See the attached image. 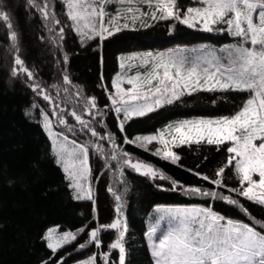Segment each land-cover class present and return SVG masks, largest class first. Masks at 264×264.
I'll use <instances>...</instances> for the list:
<instances>
[{
	"label": "snow or ice",
	"instance_id": "6c2138e0",
	"mask_svg": "<svg viewBox=\"0 0 264 264\" xmlns=\"http://www.w3.org/2000/svg\"><path fill=\"white\" fill-rule=\"evenodd\" d=\"M58 3L66 10L65 15L70 21L67 27L75 32L82 48L89 42H103L124 30L151 28L159 21H172L170 28L178 23L205 33L226 34L234 42L218 47L205 43L196 47L118 55L119 70L111 80L113 92H108L103 84V74L100 76L99 86L108 92L107 99L110 101L109 105H105L107 111L99 108L96 97L92 96L85 99L81 113L75 110L70 113L81 131L98 141L111 144L110 154L104 151L102 143L69 141L63 132L55 131L56 125L49 113L40 110L43 128L51 141V151L57 165L62 167L65 179L69 181L73 199L91 201L93 218L97 222L94 228H89L91 222H86L76 232L65 231L61 234H57L56 228H49L43 239L47 241L46 246L53 255L85 234V241L79 243L74 251H84L89 246L100 249L101 234L114 231L115 236L107 252H94L76 264H97L98 256L103 264H109L115 250H118V264H126L127 223L123 216V193L128 192L129 188L128 182L122 179L125 169L151 180L170 181L171 190L181 187L179 182L152 164L133 160L129 152L117 144L114 133L97 130L94 125L107 129L104 118L108 112L115 114L118 131L123 134L126 124L134 118L146 117L181 102L185 97L201 92L219 93L212 100L215 105L218 100L228 102L227 93L247 94L248 98L231 115L169 122L157 134L137 135L134 140L124 135L123 143L147 150L148 145L158 142L162 148H156L151 154L173 165L181 160V156L172 150L174 147L215 146L219 151L226 146V162L214 171V178L199 172L195 174L213 188H227L237 197L264 206V0H191L193 6L186 8L180 6L178 0H58ZM26 4L39 14L47 31L58 36L57 47H60L65 39V28L59 27L57 30L53 27L61 23L57 18L54 0H26ZM117 4L120 7H115ZM145 7L147 11L143 10ZM110 8L114 10L109 11ZM0 24L6 27L11 51L15 53L10 78L15 79L23 74L30 82L28 87L33 93L53 105L55 98L37 79L35 69L27 67L19 55L17 31L14 30L7 8L2 5ZM68 62L69 56L65 52L63 63L67 65ZM63 71V84L70 85L72 81L67 69ZM124 84L130 87L125 88ZM52 87L59 91L58 85L53 84ZM31 107L38 109L40 106L33 103ZM85 113L89 117L87 120L83 118ZM51 116L57 118L59 126L76 133V127L69 126L63 113L55 107ZM89 145L105 157L110 155L111 161L117 162L116 171L121 177L119 182L123 192L117 191L111 184L106 188L115 201V218L106 224L99 223L96 199L89 181ZM226 170L234 173L236 187L229 188L224 182ZM182 190L185 195L226 202L236 207L242 215H250L240 199L220 191L199 186ZM153 212L158 215L145 233L153 264H264V232L257 230L256 226L233 218L226 219L210 207L159 204L153 208ZM161 221H166L163 229ZM256 225L264 229L261 221L257 220ZM41 264L49 262L44 260ZM57 264H65L64 258L61 257Z\"/></svg>",
	"mask_w": 264,
	"mask_h": 264
},
{
	"label": "trees",
	"instance_id": "16d2710c",
	"mask_svg": "<svg viewBox=\"0 0 264 264\" xmlns=\"http://www.w3.org/2000/svg\"><path fill=\"white\" fill-rule=\"evenodd\" d=\"M0 5L7 8L14 30L17 31L19 55L27 67L35 69L37 79L55 98L56 110L66 116L69 126L77 129L75 134L64 128L65 132L81 143H102L104 151L109 154L112 151L111 144L98 141L81 131L70 113L73 110L81 113L85 99L92 96L96 97L98 107L107 111L105 105L110 104L107 96L112 90L111 80L118 71V55L134 51L163 50L175 45H220L233 40L226 34L205 33L178 23L170 28L172 21H159L151 28L124 30L103 42L95 40L82 48L75 32L67 27L70 21L65 15L66 10L58 0H54L57 18L61 23L53 27L57 30L59 27L65 28V39L57 47L58 36L47 31L39 14L28 8L26 0H0ZM65 52L69 56L67 65L63 63ZM14 55L8 31L0 24V264H41L44 260H48L49 264H57L61 257L65 264H72L91 253L107 252L109 243L114 239V231L101 234L100 249L89 246L84 251H74L79 243L85 241L86 234L58 250L55 255L46 246L47 241L43 237L51 226L58 225L64 230L77 231L86 222H91L89 228L96 227L97 222L93 218L91 201L73 199L72 189L68 187L69 181L65 179V173L57 165L51 151V141L43 128L40 115V110L48 109L49 104L33 93L28 87L30 82L23 74L15 79L10 78ZM65 68L72 81L70 85L63 84ZM101 74L108 92L99 86ZM53 84L59 86V91L52 87ZM65 88L68 89L67 92L64 91ZM219 95L201 92L185 97L181 102L166 106L146 117L134 118L126 124L123 134L118 131L117 120L112 112H108L104 118L107 129L94 125L100 132L114 133L117 144L129 152L133 159L152 164L181 186L177 190H171L170 181L151 180L125 169L122 179L128 182L129 188L128 192L123 193V216L127 223L126 264H153L145 233L148 222L157 215L153 208L159 204L210 207L226 219L249 223L264 232V229L256 225L257 220L264 223V206H257L243 197H237L227 188H213L195 174L199 172L214 178V171L226 162V146L219 151L215 146L175 147L174 151L181 156V160L173 165L152 155L153 151L150 149L143 150L134 144L123 143L124 135L134 139L137 135L154 132L167 123L184 117L231 115L248 97L245 93H227L225 95L228 102L218 100L214 105L212 100ZM33 103L40 107L33 109ZM26 112L30 114L26 115ZM83 118L89 119L86 113ZM89 149L98 220L99 223L106 224L115 218V201L106 188L111 184L117 191L123 192L119 182L121 177L116 171L117 162L111 161L110 155L105 157L97 153L91 145ZM224 182L229 188L237 186L232 171L226 170ZM194 186L217 190L240 199L250 215H242L236 207L229 206L226 202L184 194L183 188ZM97 260L98 264H103L99 256ZM113 262L118 264L117 250L110 256L109 264Z\"/></svg>",
	"mask_w": 264,
	"mask_h": 264
},
{
	"label": "rangeland",
	"instance_id": "374dc122",
	"mask_svg": "<svg viewBox=\"0 0 264 264\" xmlns=\"http://www.w3.org/2000/svg\"><path fill=\"white\" fill-rule=\"evenodd\" d=\"M189 2V4H187ZM178 3H179V5L180 6H182V7H184V8H186L187 6H193V5H191V0H178ZM115 7H120V5H116ZM114 9H112V8H110L109 9V11H113ZM143 10L144 11H147L148 9L145 7V8H143ZM229 42H234L233 40H230V41H227V42H225V43H229ZM225 43H223V44H225ZM201 44H205V43H201ZM201 44H198V45H194V46H181V45H175V46H173V47H169V48H166V49H163V50H146V51H153V52H158V51H167L168 49H171V48H175V47H196V46H199V45H201ZM206 44H209V43H206ZM223 44H220V45H213V44H209V45H212V46H222ZM134 52H144V51H134ZM125 54H127V53H125ZM119 70V69H118ZM125 88H127V87H130L129 85H127V84H124L123 85ZM114 91V89H112L111 90V92H113ZM248 98V97H247ZM246 98V99H247ZM245 99V100H246ZM55 106H54V104L53 105H49V107H48V109H43L44 111H46V112H48L49 113V115H50V118L52 119V122H53V124L54 125H56V127H55V131H57V132H63L65 135H67L68 137H69V141H71V140H76V139H74V138H72L70 135H68L66 132H65V129L63 128V127H61V126H59L57 123H56V120H57V118L56 117H54V116H51V113H52V111H53V108H54ZM56 108V107H55ZM57 111H58V109H57ZM67 114V113H66ZM220 116H223V115H220ZM220 116H191V117H184V118H182V119H192V118H217V117H220ZM42 117V116H41ZM63 118L64 119H66V116H63ZM43 119V118H42ZM178 120H181V119H178ZM178 120H174V121H172V122H175V121H178ZM43 125V124H42ZM60 128H63V129H60ZM163 128V127H162ZM162 128H160V129H162ZM160 129H158V130H160ZM158 130H156V131H154V132H149V133H145V134H140V135H151V134H157V132H158ZM134 140V139H133ZM78 143H81V142H79L78 140H76ZM156 148H162V145H160L158 142H153L152 144H150V145H148L147 146V149H150V150H152V151H155V149ZM175 148V147H174ZM174 148L172 149L173 151H174ZM133 160H135V159H133ZM89 167H90V169H91V166H90V158H89ZM254 179H258V177H254ZM89 181H90V183H91V187H92V190H93V184H92V180H91V177L89 178ZM93 195H94V192H93ZM172 206H181V207H205V206H200V205H192V206H182V205H172ZM158 215V214H157ZM156 215V216H157ZM155 216V217H156ZM154 217V218H155ZM151 219L149 222H148V227H149V225L150 224H153L154 222H155V219ZM239 222V221H238ZM164 227H166V221H161V228L163 229ZM49 228H56L57 229V234H61V233H63V232H65V231H71V230H64V229H62L60 226H58V225H54V226H51V227H49ZM48 228V229H49ZM47 229V230H48ZM73 232H76V231H73ZM147 238V237H146ZM148 242V241H147ZM118 251V250H117ZM92 254V253H91ZM91 254H89V255H87V256H85V257H83V258H81V259H79V260H76L74 263H72V264H76V262L77 261H80V260H83L84 258H86V257H88V256H90ZM97 264H98V260H97Z\"/></svg>",
	"mask_w": 264,
	"mask_h": 264
},
{
	"label": "bare ground",
	"instance_id": "6f19581e",
	"mask_svg": "<svg viewBox=\"0 0 264 264\" xmlns=\"http://www.w3.org/2000/svg\"><path fill=\"white\" fill-rule=\"evenodd\" d=\"M148 222V221H147Z\"/></svg>",
	"mask_w": 264,
	"mask_h": 264
}]
</instances>
